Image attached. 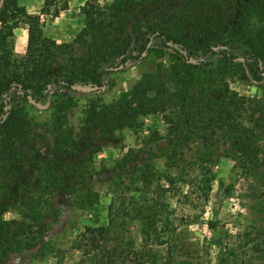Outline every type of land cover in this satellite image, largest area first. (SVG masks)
<instances>
[{"label":"trees","instance_id":"1","mask_svg":"<svg viewBox=\"0 0 264 264\" xmlns=\"http://www.w3.org/2000/svg\"><path fill=\"white\" fill-rule=\"evenodd\" d=\"M54 1L44 0L39 14L29 13L18 0L2 1L0 99L13 88H19L24 99L37 96L38 102L48 94L55 96L53 126L60 132V120L69 107L62 89H72L77 83L103 87L109 69L103 65L114 67L118 60L124 65L151 50L170 49L173 53L167 81L141 78L132 88L134 105L126 104V96L113 107H98L95 101L89 104L85 122L92 127V134L134 128L138 116L174 107L175 113L167 116V121L179 135L166 156L169 168H181L186 163L183 148L190 143L215 146L224 137L239 153L245 172L262 171L264 181V162L259 159L264 150V105L226 82L228 75H240L243 80L248 77L233 64L238 56L227 48H243L242 57L250 61L254 80L264 74V0L86 2L81 8L82 28L72 41L62 43L41 31V14L49 13ZM20 23L28 25V36L26 52L19 57L13 38ZM219 46L226 49L216 50ZM209 54L219 55L216 67L200 62ZM203 77L205 83L200 82ZM50 85L55 87L53 92ZM214 92H218L217 97ZM3 113L7 117L0 120V213L13 209L23 219L0 218V264H27L6 260L39 244L48 227L47 219L57 212L53 205L57 195H73L77 208L83 210L99 204V193L86 188L95 151L74 162L73 158L80 157V141L67 135L51 152L41 154L33 149L35 123L24 108L6 111L0 105V115ZM208 161L203 155L197 165L204 167ZM147 170L140 174L149 187ZM187 175V170L181 169L178 177L168 173L165 180L170 186L177 178L187 183ZM198 188L208 200L212 178L207 173ZM169 189L162 190L163 198ZM262 204L259 199L253 209L263 212ZM129 221L138 223L140 239L129 232ZM182 221L188 226L194 220ZM179 234L168 204L120 196L108 206L107 223L86 225L76 236L73 249L81 254L80 264H206L195 261L197 257ZM49 249L57 251L56 257L62 253V249ZM208 264H264V225L251 224L235 244L221 245L216 261Z\"/></svg>","mask_w":264,"mask_h":264},{"label":"rangeland","instance_id":"2","mask_svg":"<svg viewBox=\"0 0 264 264\" xmlns=\"http://www.w3.org/2000/svg\"><path fill=\"white\" fill-rule=\"evenodd\" d=\"M0 0V8L2 6ZM29 13L39 14L44 0H18ZM112 0H55L50 12L41 14V31L43 35L55 39L58 43L70 42L84 24L81 12L86 2L104 4ZM58 12V15H57ZM1 26V24H0ZM264 26V21H263ZM28 25L20 23L14 30V52L16 56H23L27 47ZM264 32V30H263ZM226 49L219 46L216 50ZM238 58L234 65L241 67L247 80L240 75H228L226 82L242 95L257 99L264 105V74L260 80L253 79V72L248 65L250 61L242 57L243 48H227ZM172 50L155 49L143 55L139 60L128 61L123 67L108 69L104 75V86L97 92H77L72 89H62L63 98L69 99V107L65 118H61V131L57 132L53 126V105L56 97L48 94L42 101L36 97L23 98L19 88L0 99V105L6 111L14 108H24V111L35 123V137L31 142L33 149L41 154L52 151L55 144L63 137H71L80 141L79 162L81 158L92 156V177L86 188L99 193V204L93 209H79L73 195L64 193L53 199V217L47 219V229L44 237L35 247L11 254L6 263L26 262L27 264H80L81 254L73 249L76 236L83 231L86 225H103L108 221V206L117 202L120 196L131 199L146 198L149 201H161L174 211L175 222L180 233V240L191 247L196 262L208 261L214 263L217 259L220 246L232 245L237 242L238 235L256 223L264 225V211L256 212L257 201H263L264 209V181L261 172L247 174L239 161V153L224 137L215 146L209 143L193 142L183 148V157L186 163L181 168H169L166 163L171 142L179 135L173 132V125L167 121V116L175 113L170 107L166 112H158L137 117V126L123 130H109L104 135L101 130L92 134V127L85 122V110L95 101L98 105L110 107L123 102V96L128 98L126 104L134 105L132 97L133 86L144 76L167 81ZM219 55L209 54L200 60L202 63L213 64L216 67ZM198 60H192L197 63ZM120 60L114 63L119 66ZM112 67V68H114ZM211 67V66H210ZM103 68H110L103 65ZM231 74V73H230ZM205 83V77L200 79ZM82 84V83H80ZM91 85V84H90ZM51 92L55 90L50 85ZM216 97L218 92L213 93ZM125 103V102H124ZM7 113L0 115L5 119ZM86 139L83 140L82 137ZM264 145V143H263ZM209 160L204 167L198 166L201 157ZM264 162V150L259 154ZM192 163V164H191ZM190 166L195 167L194 170ZM148 169L149 187L141 179V170ZM181 169L188 172L187 183L177 178L170 186L165 176L170 173L179 176ZM262 170V169H261ZM207 173L212 178V190L208 200L201 195L198 186ZM202 184V183H201ZM126 187L130 188L127 190ZM81 189V187L79 186ZM170 188V189H169ZM169 189L162 197V190ZM0 218L6 220L23 218L16 210L0 213ZM182 220H194L185 226ZM129 232L140 239L139 225L129 221ZM62 249L60 256L57 251ZM164 254V248H162Z\"/></svg>","mask_w":264,"mask_h":264},{"label":"water","instance_id":"3","mask_svg":"<svg viewBox=\"0 0 264 264\" xmlns=\"http://www.w3.org/2000/svg\"><path fill=\"white\" fill-rule=\"evenodd\" d=\"M123 67L122 64H120L118 67H110L109 69H117V68H121ZM72 90H75L77 92H97L99 91L102 87H99L97 85H90V84H80V83H77V84H74L72 85Z\"/></svg>","mask_w":264,"mask_h":264}]
</instances>
